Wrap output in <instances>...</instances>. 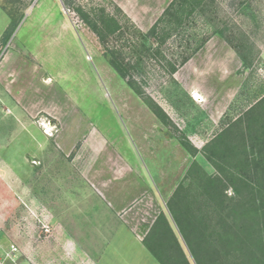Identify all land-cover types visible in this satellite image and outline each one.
<instances>
[{
    "label": "rangeland",
    "instance_id": "rangeland-1",
    "mask_svg": "<svg viewBox=\"0 0 264 264\" xmlns=\"http://www.w3.org/2000/svg\"><path fill=\"white\" fill-rule=\"evenodd\" d=\"M54 1L0 0V70L13 87L26 88L19 104L0 84V264H159L143 242L161 213L196 264L168 203L181 183L191 184L194 161L208 174L215 169L177 136L201 150L224 121L264 96V0H216L210 12L184 18L162 46L166 60L147 50L158 47L157 38L145 41L121 19L118 46L169 127L109 65L78 13H115L114 3L74 0L63 10L74 31L63 34L58 25L41 30ZM172 1L155 3L148 21L135 26L146 34ZM3 7L24 14L11 37ZM226 26L254 45L249 68L215 34ZM204 39L171 78L168 63L179 65ZM12 246L17 252L7 257Z\"/></svg>",
    "mask_w": 264,
    "mask_h": 264
},
{
    "label": "trees",
    "instance_id": "trees-1",
    "mask_svg": "<svg viewBox=\"0 0 264 264\" xmlns=\"http://www.w3.org/2000/svg\"><path fill=\"white\" fill-rule=\"evenodd\" d=\"M65 8L74 0H62ZM216 0H173L161 18L142 33L115 4V13L99 8L92 17L81 9V20L97 37L109 65L139 96L166 127L173 126L169 115L139 87L127 66L118 42L125 38V19L136 35L145 41L157 38L156 48H148L164 60L162 46L177 31L184 18L206 14L216 7ZM11 20V37L24 18H17L3 7ZM221 36L236 52L245 68L253 64L254 45L238 38L228 27L219 28ZM206 39L184 56L179 65L168 63L171 78L199 51ZM181 146L193 157L201 153L215 169L206 173L197 161L187 172L191 182L181 183L168 203V211L196 264H264V96L248 107L236 120L223 122L221 131L201 150L187 136H177ZM232 190L233 194L228 195ZM159 264H190L174 234L168 217L161 213L143 242Z\"/></svg>",
    "mask_w": 264,
    "mask_h": 264
},
{
    "label": "crops",
    "instance_id": "crops-1",
    "mask_svg": "<svg viewBox=\"0 0 264 264\" xmlns=\"http://www.w3.org/2000/svg\"><path fill=\"white\" fill-rule=\"evenodd\" d=\"M114 4H116L127 17L136 25L142 26L148 19L151 17V14L154 10L155 3L162 2L164 0H111ZM58 3L56 0L54 1L53 8L47 12L48 16H44V18L40 21L42 23L41 30L46 32L49 31V28L54 30L55 26H59V31L63 34H71L74 31L73 26L67 19V17L63 14L64 5L62 0H59ZM59 14V18L56 19V16ZM23 21V20H22ZM21 23V22H20ZM53 23H55L53 25ZM20 25V24H19ZM12 75V71L9 72ZM12 77V76H11ZM10 77V78H11ZM9 76L2 70H0V84L4 88V90L9 93L13 98L16 99V102L20 104V99L25 96V87H13L12 80L8 82Z\"/></svg>",
    "mask_w": 264,
    "mask_h": 264
},
{
    "label": "built area",
    "instance_id": "built-area-1",
    "mask_svg": "<svg viewBox=\"0 0 264 264\" xmlns=\"http://www.w3.org/2000/svg\"><path fill=\"white\" fill-rule=\"evenodd\" d=\"M50 135V134H49ZM15 252H17L16 247L12 246L10 252L7 253V257H10L13 255Z\"/></svg>",
    "mask_w": 264,
    "mask_h": 264
}]
</instances>
